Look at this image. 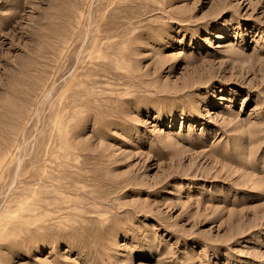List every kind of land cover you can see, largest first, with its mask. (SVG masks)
Returning <instances> with one entry per match:
<instances>
[{"label": "rangeland", "instance_id": "rangeland-1", "mask_svg": "<svg viewBox=\"0 0 264 264\" xmlns=\"http://www.w3.org/2000/svg\"><path fill=\"white\" fill-rule=\"evenodd\" d=\"M0 264H264V0H0Z\"/></svg>", "mask_w": 264, "mask_h": 264}]
</instances>
